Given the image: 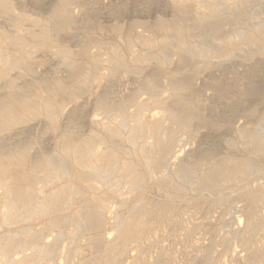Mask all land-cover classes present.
<instances>
[{"label":"rangeland","instance_id":"obj_1","mask_svg":"<svg viewBox=\"0 0 264 264\" xmlns=\"http://www.w3.org/2000/svg\"><path fill=\"white\" fill-rule=\"evenodd\" d=\"M4 1L12 4L13 11L7 15L0 12V29L13 35L18 24L20 34L29 44L34 38L32 34L41 32L40 27L32 21L49 22L60 0ZM198 3L199 0H178L176 5L171 0H68L72 20L66 29L61 32L50 29L49 42L35 50L31 58H26L20 51L14 53L15 58L19 62H26L30 69H8L6 78L0 82V99L7 97V86L10 83L17 85L19 92L16 98L19 100L24 95L50 94L49 89L56 88L58 83H62L68 90L60 96L58 104L61 112L53 123L45 115L33 113L9 131L0 133V153L22 147L30 162L41 155L58 153L64 137L71 136L79 141L99 135L106 139V145L101 146L104 151L126 150L130 155H124L120 162L134 161L140 165L136 154L143 142L152 143L153 139L146 135L136 146L131 147L125 137L109 138L102 125L114 124L116 120L109 117L103 108L111 106L118 110L123 106L126 113L133 114L137 109L134 101L143 102L147 106L144 120L147 127H151L153 120L162 114L163 107L153 103L151 92L144 88L146 81H151L155 93L168 104L179 100V104L186 106L194 116L188 125L181 122L165 124L164 138L170 133L174 135L171 152L152 171L143 172L146 181L142 189L136 192L126 188L111 189L93 177L81 176L76 172L71 178H61L42 194L57 190L67 183L74 184L81 191L73 198L72 206L67 211L3 226L0 236L21 234L28 228L32 232H39L49 221L54 220L58 228L43 234L44 243H52L58 232L64 236L57 246L55 258L48 264H72L91 258L99 259L106 250L101 240L113 241L116 238L115 214L125 213L127 207L142 201L155 206L169 202L160 218L156 216L158 212L148 217L147 224H155L153 228L142 224L135 232L127 235L128 242L115 240L113 246L121 251L120 255L116 260L100 264L251 263L250 251L237 239L246 230L252 217L247 210L251 195L244 196L243 193L250 191L254 195L264 188V153L253 157L259 170L243 181L230 184L219 182L210 188L197 190L194 184L197 175H193L190 178L193 183L187 184L184 191L177 194L170 189L168 195L155 184L166 173L172 174L178 162L197 165L201 159L242 160L251 157L250 148L245 149L240 144L239 131L263 124L260 123L264 118L263 55L255 48L241 47L236 43L238 49L233 57H212L208 61L201 58L188 59L187 54L169 45V36L159 30L160 25L173 22L177 11L187 12L184 20H191ZM255 3L261 7L264 0ZM258 6L256 9L251 8L259 10L258 14L263 19L264 8L262 10ZM18 14H23L29 21L18 19L15 16ZM234 24L231 20H225L217 35L210 38L208 46L215 44L217 46H214L216 50L213 47L214 51L225 50L228 46L220 41L232 32ZM140 34L145 38L144 44L137 39ZM194 39L198 40L199 37L195 35ZM84 47L87 56L82 51ZM113 49H116V55L112 54ZM61 52H65L66 59L75 62L78 67L75 71L59 55ZM136 52L151 58L139 62L135 57ZM162 52L167 55L163 56ZM110 58L124 63L130 72L120 69L113 73ZM182 60H185V66H180ZM97 62L99 64L96 66ZM21 72L22 75L19 74ZM176 81L184 85L183 91H171V85ZM28 89L29 94L23 93ZM230 143L236 144V147L231 148ZM25 171L23 179L34 183L33 170ZM173 180L176 182V177ZM169 195L174 199L170 200ZM84 202L106 205L105 223L100 229L84 232L78 238L77 253L70 257V247L74 246L70 236L75 234L79 213L85 215L87 212L81 210ZM255 213L256 219L264 217V206H259ZM226 240L229 241V249L224 244ZM249 247L258 253L255 263L264 264V229L253 233ZM31 253L32 249L27 247L23 253L17 252L12 257L20 260L23 255Z\"/></svg>","mask_w":264,"mask_h":264},{"label":"bare ground","instance_id":"obj_2","mask_svg":"<svg viewBox=\"0 0 264 264\" xmlns=\"http://www.w3.org/2000/svg\"><path fill=\"white\" fill-rule=\"evenodd\" d=\"M67 1H59V5L54 8L50 15L49 22L32 21L40 27L41 32L39 34H32L34 38L29 44L26 42L24 36L20 34L21 31L18 24L13 35H9L0 29V82L6 78L8 69L20 68L22 71H29L30 69V66L26 62H19L15 58L14 53L20 51L26 55V58H31L35 50L40 49L49 42L48 33L50 29H56V32H61L67 28L72 20ZM171 1L173 5L178 3V0ZM256 1L258 0H199V6L195 16L191 20H184L187 12L183 10L177 11L173 22L169 25H160L159 30L164 31L169 36V45L177 47L185 55L187 54L188 59L201 58L203 61H208L212 57H233L238 49L235 46L236 43H239L241 47L255 48L264 56V18L262 19L258 14L259 10H255L258 6L255 3ZM261 2L263 0H259V3ZM253 4L257 6H253ZM11 5L9 2L0 0V12L5 15L12 14ZM263 6H261L262 10ZM251 7L255 9L252 10ZM261 7L258 6L259 9ZM15 16L18 19L29 21L23 14ZM225 20H231L235 23L232 32L220 41L221 44L228 47L222 52L214 51L216 50L214 46L217 45L214 44L212 47H209L207 43L211 37L217 35ZM195 35L199 37L198 40L194 39ZM130 39L131 35H129ZM137 39L140 43H145V38L141 34L137 35ZM213 47L215 48L214 50ZM82 51L87 56L86 47ZM251 51L249 52L251 53ZM64 54L65 52L59 53V55L64 57L70 69L75 71L78 68L75 62L66 59ZM112 54H117L116 49H113ZM135 54L139 62H146L151 58L149 55H140L137 52ZM162 55L166 56L167 54L162 52ZM158 59L163 60L160 57ZM109 62L113 67V73H116L120 69L130 72L128 66L115 58H110ZM98 64L99 62L96 63V66ZM180 66H185V60L180 62ZM19 74L22 75L23 72ZM144 88L151 92L153 103L160 104L163 107L162 114L153 120L150 124L151 127H147V123L144 120L147 106L139 101H134L137 109L133 114L126 113L123 106L118 110L111 106L103 108L107 115L116 121L114 124L105 123L102 125L104 132L109 138L117 137L118 139L119 137H125V141L131 147L136 146L138 141L146 135H150L153 142H143L136 154L140 165L134 161L120 162L124 155H130L126 150L122 149L119 152L114 150L104 151L101 146L106 145V139L99 135H93L79 141L74 140L71 136L64 137L60 143V151L58 153L49 156L41 155L34 161L30 160V162L28 161L26 150L22 147H15L1 152L0 190H2V194L0 196V229L3 226L19 222L24 223V221L29 222L67 211L72 206L73 198L78 196L81 191L74 184L67 183L57 190L42 194L49 187L56 185L61 178H71L76 172L81 176L93 177L97 182L103 183L105 187L107 186L111 189L112 187L119 190L126 188L130 192L142 189L146 181L143 172L152 171L160 161L166 160L171 152L174 135L170 133L166 139L164 138L165 124L169 122H181L188 125L194 116L186 106L179 104V100H173L168 104L164 98L155 93L151 81H146ZM49 90L50 94L24 95V98L19 100L16 98L19 92L17 85L10 83L7 86V97L0 99V133L9 131L12 127L18 125V123L32 116L33 113L45 115L53 123L61 112L60 105L58 104L60 96L65 94L68 89L62 83H58L56 88ZM183 90L184 85L179 81L171 85L172 92L178 93ZM253 92L252 90L251 93ZM23 93L29 94L30 90L23 91ZM15 104L19 106H15ZM262 122L263 124L259 126L244 128L239 131L240 144L245 149L246 147L250 148L251 157L242 160L225 158L207 161L201 159L197 165L178 162L172 174L166 173L155 184L160 191H164L168 195V190L170 189L175 190L177 194L184 191L187 184L193 183L190 179L193 175H197L194 182L197 190L210 188L219 182L230 184L248 179L252 173L259 170L253 161V157L264 153V126H262L264 125V118L260 123ZM229 146L235 148L236 144L230 143ZM25 164H28V166ZM26 169L33 170L35 175L34 183L23 179V174L27 172L25 171ZM174 177H176V182L173 180ZM88 186L93 187L92 184ZM249 194L252 199L247 210L252 217L246 230L240 233L237 240L243 243L250 251V264H256L255 260L258 253L256 250L250 248L249 244L253 233L264 229V217L255 218L256 209L259 206H264V188L259 189L254 195L250 191L243 193L244 196H249ZM168 198L170 200L174 199L170 195ZM168 203L155 206L142 201L135 206L127 207L125 213L115 214V240L121 243L128 242L127 235L135 232L142 224L146 225L147 228H153L155 224H147L148 217L158 212L156 216L160 218L161 213L168 207ZM122 205L124 204L122 203ZM81 210H87V212L85 215L79 213L77 223L75 224V234L70 236L74 244V246L70 247V257L75 255L79 249L78 238L88 230L94 228L96 230L100 229L106 219V205L104 204L85 203L81 206ZM57 228L58 223L51 220L39 232H32L29 228H25L26 230L21 234H2L0 236V264H28L29 262L48 264V262L55 258L57 246L63 239L64 234L58 232L59 234L52 243H44L43 234ZM115 240H101L106 250L99 259L98 257L91 258L72 264H100L101 262L108 263V261L116 260L121 251L115 249L113 246ZM228 242L226 240L224 244L229 249ZM27 247L32 249L30 255H23L20 260L13 259V254L17 252L23 253ZM157 264H162V262Z\"/></svg>","mask_w":264,"mask_h":264}]
</instances>
